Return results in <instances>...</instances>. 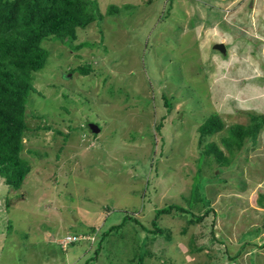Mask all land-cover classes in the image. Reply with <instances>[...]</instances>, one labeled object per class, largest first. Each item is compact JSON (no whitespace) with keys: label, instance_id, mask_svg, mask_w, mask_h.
<instances>
[{"label":"rangeland","instance_id":"1","mask_svg":"<svg viewBox=\"0 0 264 264\" xmlns=\"http://www.w3.org/2000/svg\"><path fill=\"white\" fill-rule=\"evenodd\" d=\"M95 1L72 43L41 41L31 167L17 190L0 177V264H264V125L232 155L221 140L264 116V0ZM211 114L223 128L199 141ZM211 142L228 163L201 156ZM168 204L186 211L154 235Z\"/></svg>","mask_w":264,"mask_h":264},{"label":"trees","instance_id":"2","mask_svg":"<svg viewBox=\"0 0 264 264\" xmlns=\"http://www.w3.org/2000/svg\"><path fill=\"white\" fill-rule=\"evenodd\" d=\"M108 9L109 14L117 11L113 6ZM102 18L95 0H0V177L9 187L19 189L31 167L20 152L23 135L28 129L25 116L29 92L33 89L32 74L44 67L48 57L41 41L56 38L72 43L78 28L84 29ZM79 69L83 74L89 71ZM165 103L169 104L168 100ZM262 125L264 116L251 115L247 125L227 127L221 140L229 155L242 146L245 138H255ZM159 126L160 122L157 129ZM222 128L218 116L211 114L197 128L199 141ZM205 153L213 154L220 163H228L230 159L212 142L205 145L201 156ZM173 207L186 211L176 204L157 209L152 220L155 229L150 230L154 235L162 231L156 219ZM93 232L92 229L90 233Z\"/></svg>","mask_w":264,"mask_h":264},{"label":"water","instance_id":"3","mask_svg":"<svg viewBox=\"0 0 264 264\" xmlns=\"http://www.w3.org/2000/svg\"><path fill=\"white\" fill-rule=\"evenodd\" d=\"M213 49H216V50L220 51L221 53H224L226 48H225L223 43H216L213 45ZM69 75L70 74H68V76ZM88 127L92 133H99L100 132V127L94 122H89Z\"/></svg>","mask_w":264,"mask_h":264},{"label":"built area","instance_id":"4","mask_svg":"<svg viewBox=\"0 0 264 264\" xmlns=\"http://www.w3.org/2000/svg\"><path fill=\"white\" fill-rule=\"evenodd\" d=\"M81 238H88V237H85V236H76V235H66L62 240H61V244L62 246L66 247L67 245H69L70 243H73L75 241H78V240H81Z\"/></svg>","mask_w":264,"mask_h":264},{"label":"bare ground","instance_id":"5","mask_svg":"<svg viewBox=\"0 0 264 264\" xmlns=\"http://www.w3.org/2000/svg\"><path fill=\"white\" fill-rule=\"evenodd\" d=\"M60 242H61V240L58 241V244H59V245L61 244Z\"/></svg>","mask_w":264,"mask_h":264},{"label":"crops","instance_id":"6","mask_svg":"<svg viewBox=\"0 0 264 264\" xmlns=\"http://www.w3.org/2000/svg\"><path fill=\"white\" fill-rule=\"evenodd\" d=\"M89 249V248H88Z\"/></svg>","mask_w":264,"mask_h":264}]
</instances>
